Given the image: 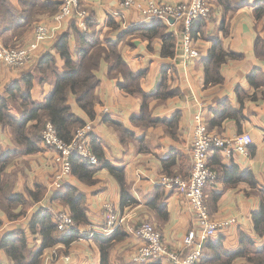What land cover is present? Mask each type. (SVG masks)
I'll return each mask as SVG.
<instances>
[{
    "label": "crops",
    "instance_id": "crops-1",
    "mask_svg": "<svg viewBox=\"0 0 264 264\" xmlns=\"http://www.w3.org/2000/svg\"><path fill=\"white\" fill-rule=\"evenodd\" d=\"M80 1L81 8L87 13L85 28L76 19H67L61 23L56 37L39 47L37 60L32 66L15 68L0 63V97L9 99L10 112L18 119L25 114L21 100L9 97V90L13 87H18L21 94H28L38 105L51 95L56 74L66 72L65 61L56 48L59 37L67 40L76 62L80 60L81 35L102 44L116 43L131 71L145 72L144 92L156 94L163 82V91L168 96L149 101L151 118L162 122L150 126L136 123L143 98L140 94L122 90L119 84L123 77H111L109 62L104 59L96 72L100 84L96 90L95 117L88 116L74 94L68 95L70 111L86 123L93 122L91 138L98 139L107 161L124 168L127 192L136 203H122L118 180L106 167H98L93 184L83 183L71 174L63 186L77 188L85 196L84 207L89 222L79 227L81 238L68 249L63 245L47 249L41 264H101V250L95 235L106 236L103 233L106 203H111L124 219L118 228L120 238L108 251L109 264H173L167 257L146 263L133 261L137 249L143 244L134 228L144 222L152 223L158 229L171 251L187 256L191 248L185 245L184 239L190 231L199 230L195 212L184 195L167 188L161 181L166 175H190L194 118L200 113L212 133L222 137L248 133L253 139L246 155L226 149H215L209 155V165L218 175L217 182L205 190L209 215L213 220L235 219L236 222L222 228L204 243L205 258L202 260H210L219 250L238 251L241 232L249 235L256 247H264V236L256 233L252 218L253 212L261 206L260 191L264 190V59L258 56V51L264 53V13L261 18L257 17L258 10L264 7V0H225V4L208 0L212 11L202 21L200 34L193 37L194 46L201 55L199 59L185 57L183 27L172 19H163V23L167 32L174 34L175 55L164 57L161 38L150 42L134 31L139 26H151L153 20L145 19L136 9L122 6L121 0ZM155 1L175 4L189 0ZM9 2L19 21L23 7L19 0ZM226 5L231 8L226 10ZM54 15L45 12L38 17V22L54 25ZM37 23L22 37L14 39V43L24 45L31 41ZM259 39L261 43L258 45ZM216 41L234 56L229 57L221 68L223 83L206 87L203 61ZM47 55L53 56L55 73L40 72V63ZM29 80L32 81L30 89L27 88ZM223 116L225 118L221 119ZM175 118V126L171 127ZM34 123H28L27 134L35 141L30 131ZM0 148L14 154L4 172V178L14 193L24 194L30 201L27 189H35L37 185L46 189L44 198L18 220H9L0 209V264H15L1 249L4 236L16 229L23 230L30 253L42 243V237L30 231L32 216L40 209H49L57 217L59 212L69 213L70 209L54 199L59 189L52 188L58 169L53 149L40 142V151L25 154L24 146L15 139L13 128L2 124ZM251 179L256 182L255 187L248 182ZM233 264L250 263L246 258H237Z\"/></svg>",
    "mask_w": 264,
    "mask_h": 264
},
{
    "label": "trees",
    "instance_id": "trees-1",
    "mask_svg": "<svg viewBox=\"0 0 264 264\" xmlns=\"http://www.w3.org/2000/svg\"><path fill=\"white\" fill-rule=\"evenodd\" d=\"M220 3H227L225 0H218ZM23 7L20 20L17 21V12L10 6L9 0H0V41L3 40L6 46H18L14 39L22 37L34 23L38 22V17L45 12L56 14L60 9V3L53 0H19ZM231 7L226 5V10ZM264 13V7L257 12V17L261 18ZM201 18L194 23L193 37L201 32ZM163 19H153L151 26H139L134 29L135 33L148 41L161 38L163 42L162 55L164 57H173L175 55V37L173 33L167 32V26ZM82 45L80 49V60H73L71 51L68 47L67 40L62 37L58 39L57 51L65 61L66 72L56 74V83L51 95L43 104H35L31 101L28 94H21L18 87L9 90V97L12 100H21V105L25 110L23 118L18 119L10 112L9 99L0 97V124L8 125L13 128L14 136L19 145L24 146L25 154H33L40 151V129L44 128L46 122L50 121L58 135L70 142L76 131L86 124L83 119L79 118L70 111L68 104V95L76 96L79 106L88 114L89 117H95V105L97 102L96 90L100 80L96 72L104 59L109 62V75L116 77L121 75L123 81L119 87L129 94H140L143 98L141 114L136 123L150 126L162 121H156L151 118L149 113V101L153 98H165L168 96L163 91L165 85L162 82L156 94L150 95L142 89L145 72L134 73L129 68L123 58L118 45L114 42L102 44L103 42L88 40L81 35ZM261 39L257 40V44ZM264 53L258 51V56L263 57ZM220 41L214 42L208 56L204 59L205 69V86L222 84L224 77L221 72L222 66L229 57ZM40 72L46 74L48 71L54 72V59L52 55H47L40 63ZM32 81H27V88L30 89ZM171 94H169L170 96ZM227 117V115H225ZM223 116L221 119H224ZM177 118L173 120V126ZM35 122L31 125L30 131L35 141L27 134L28 123ZM91 146L94 153L99 158V164L93 165L88 159L81 157L79 154H73L71 158L72 175L76 176L81 182L93 184L94 175L98 167L103 166L118 180L121 187L122 203L132 205L136 201L128 194L125 181V170L122 167L114 166L105 158L103 148L95 136L91 138ZM14 158L11 152H3L0 148V209L7 215L8 219L18 220L27 215L33 204L40 202L45 194L46 189L37 185L35 189H27L26 194L14 193L12 186L4 178V172L7 166ZM170 163V162H169ZM171 164V163H170ZM165 166L169 167L165 162ZM235 182V181H232ZM253 187L256 182L251 179L248 181ZM211 184L206 186L209 187ZM206 190V189H205ZM55 193H58L54 199L61 201L70 209V214L75 221V227L66 233H59L58 221L49 209L38 210L31 218L30 231L32 234H39L42 237L41 246L28 253V238L26 233L21 229H16L7 233L1 243V249L15 262V264H41L42 257L47 249L54 248L57 245H63L67 249L72 243L81 238L79 227L88 224V216L84 207L85 196L74 187L63 186ZM262 203L259 210L253 212L252 218L256 233L264 236V190L260 191ZM1 224V220H0ZM118 230L106 236L95 235L100 250L101 264H109L108 251L113 242L118 240ZM205 258V257H203ZM237 258H246L250 264H264V247H256L254 240L244 232L240 233V248L236 252L219 250L210 260H202V264H233Z\"/></svg>",
    "mask_w": 264,
    "mask_h": 264
},
{
    "label": "built area",
    "instance_id": "built-area-1",
    "mask_svg": "<svg viewBox=\"0 0 264 264\" xmlns=\"http://www.w3.org/2000/svg\"><path fill=\"white\" fill-rule=\"evenodd\" d=\"M56 1L60 3V9L53 16L54 25L48 22H38L35 25L33 39L24 45L6 46L0 42V63L15 68L30 67L37 60L39 47L56 37L63 21L76 19L81 27H86L87 13L81 8L80 0ZM121 5L136 9L145 19H172L180 23L183 27L182 48L185 57L189 59L200 58V52L194 46L192 31L197 20L209 17L212 6L208 0H189L175 4L155 0L144 2L141 0H121ZM194 122L190 175L188 177L166 175L161 181L167 188L177 190L184 195L195 212L199 230L190 231L184 239L185 245L191 248V251L185 257L178 252L171 251L164 243L158 229L152 223L144 222L134 228L136 235L143 241L133 257V261L136 263H146L150 260L167 257L173 264H202L204 243L222 228L236 222L235 219L213 220L209 215L205 189L208 184H215L218 180L217 172L209 165V155L215 149L234 150L246 155L253 139L248 133L235 137H222L212 133L201 113L195 116ZM93 130V122H88L76 131L70 142H66L58 135L56 128L50 121L45 123L41 140L46 147L54 150L55 162L58 165L55 180L52 182L54 190L62 188L65 181L71 176L73 154H79L93 165L99 164V158L91 146ZM104 209L106 227L103 233L109 235L121 227L124 219L119 216L111 203H106ZM57 221L59 233H66L76 225L71 214L65 211L57 214Z\"/></svg>",
    "mask_w": 264,
    "mask_h": 264
},
{
    "label": "rangeland",
    "instance_id": "rangeland-1",
    "mask_svg": "<svg viewBox=\"0 0 264 264\" xmlns=\"http://www.w3.org/2000/svg\"><path fill=\"white\" fill-rule=\"evenodd\" d=\"M42 131H43V127H41V129H40V135H42ZM55 180V178H53V181ZM8 181H11V179H9Z\"/></svg>",
    "mask_w": 264,
    "mask_h": 264
}]
</instances>
